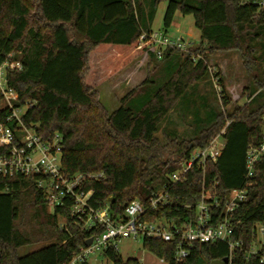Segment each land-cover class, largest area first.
I'll return each mask as SVG.
<instances>
[{"label":"trees","instance_id":"obj_1","mask_svg":"<svg viewBox=\"0 0 264 264\" xmlns=\"http://www.w3.org/2000/svg\"><path fill=\"white\" fill-rule=\"evenodd\" d=\"M261 0H0V65L20 60L21 71L8 75L18 93L15 106L32 104L23 122L44 138H63L64 169L70 175L104 174L86 190L100 210L110 205L114 220L125 218L126 208L140 201L146 221H174L178 226L196 215L200 203L211 206L214 221L226 217L234 190H247L248 198L229 215L233 242L242 250L231 257L225 242L195 243L179 264H264L257 225H264V156L248 174V152L264 144V8ZM168 2L163 21L168 33L177 14L192 16L200 31L192 54L168 49L159 59L149 50L144 33L152 25L161 3ZM217 53H236L246 71L241 106L233 100L223 71L210 65ZM143 55L148 74L119 99L114 111L103 104L99 87ZM210 67L213 68L211 72ZM215 77V105L196 97L192 84ZM192 87V88H191ZM193 117L194 132L181 137L163 130L172 110ZM10 111L0 97V126ZM229 123V125H228ZM226 130L225 146L217 162L194 166L180 183L171 176L196 150L206 149ZM166 190L170 204L150 210L151 197ZM72 202L50 212L46 192L34 178L0 177V264H67L85 248L88 239L104 227L84 230L71 215ZM33 212L37 229L27 227ZM61 219L64 220L61 223ZM31 220V218H30ZM32 221V220H31ZM46 243L22 255V248ZM178 241L145 239L143 248L166 264H176ZM112 264H141L124 260L119 251L104 255ZM83 264H90L85 262Z\"/></svg>","mask_w":264,"mask_h":264},{"label":"built area","instance_id":"obj_2","mask_svg":"<svg viewBox=\"0 0 264 264\" xmlns=\"http://www.w3.org/2000/svg\"><path fill=\"white\" fill-rule=\"evenodd\" d=\"M264 8V0L259 2ZM143 40H150L149 50L159 59L168 49L181 53L192 54L194 62L204 60L201 54L193 53L198 44L184 37H172L168 33L152 32L144 33ZM20 60H9L0 65V97L5 108L10 114L6 124L0 126V177L13 178L23 176L34 178L37 184L47 194L50 212L63 206L66 201L72 202L71 215L82 223L84 230H92L95 227H104V232L92 237L90 247L81 248L67 264H83L89 262L96 254L104 255L109 249L119 251V242L126 239L142 240L153 239L163 242L178 241L174 261L179 264L190 254L195 243L225 242L230 247L231 257L234 252L242 250V242H233L232 226L229 215L247 198V190L232 191L228 202L226 217L222 222L214 221L211 206L200 203L196 215L185 224L178 226L174 221L161 219L150 222L144 219L147 209L140 201L132 202L125 210V218L121 221L114 220L110 214V205L97 210L90 201L94 195L92 190H86V185L91 181L104 179V174H76L70 176L64 169L63 138L56 134L50 138H44L35 128L26 126L23 117L27 114L32 104L27 103L22 107L15 106L19 99L18 93L10 86L8 75L13 71H21ZM211 72L213 68L210 67ZM213 82L218 93V79L213 77ZM229 125V123H228ZM223 130L208 148L196 150L190 160L183 164L180 170L173 173L171 181L180 183L186 179L187 174L194 166L204 167L207 162H217L224 149L217 140L223 137ZM264 156V144L259 148H251L248 152V174L251 178L256 164ZM170 204V197L166 190L154 194L149 201L150 210ZM258 242L262 243L260 236L264 237V225H257ZM91 239V238H90ZM88 239V240H90ZM87 240V241H88ZM162 264H166L161 260Z\"/></svg>","mask_w":264,"mask_h":264},{"label":"rangeland","instance_id":"obj_3","mask_svg":"<svg viewBox=\"0 0 264 264\" xmlns=\"http://www.w3.org/2000/svg\"><path fill=\"white\" fill-rule=\"evenodd\" d=\"M168 7V2H163L159 5L156 18L152 25L153 32H162L163 21ZM172 37H184L187 40L200 43V31L195 26V21L192 16H183L177 14L174 25L168 31ZM149 58L143 55L140 59L135 61L132 65L122 70L115 77L102 84L98 91L100 99L103 104L114 111L118 106L119 99H121L131 89L138 86L148 74ZM210 65L213 68H220L223 71L224 79L227 88L232 90L233 100L238 102V105L243 106L247 99L241 98L242 87L247 85V74L242 67V61L236 53H217L211 57ZM129 78V79H128ZM194 86V87H193ZM195 89L196 97L210 98L215 105H221L220 98L216 99V86L213 78L192 84ZM191 87V88H192ZM193 117L179 110H172L169 117L162 124V131L158 134L160 138L163 137V130L168 132H176L181 137L191 136L194 132ZM217 142L219 145H224L225 140L220 137ZM33 212H28L27 227L30 230L37 229L36 222L33 221ZM31 218V220H30ZM64 220L61 219V223ZM262 243L258 242L254 245L252 252L257 253L264 249V237L260 236ZM46 243H39L30 247L22 248L19 253L22 255L35 252L39 250ZM119 254L124 260L138 259L141 264H162L160 259L152 253L143 248L142 240L126 239L119 242ZM90 264H112L103 255L96 254L89 260Z\"/></svg>","mask_w":264,"mask_h":264},{"label":"water","instance_id":"obj_4","mask_svg":"<svg viewBox=\"0 0 264 264\" xmlns=\"http://www.w3.org/2000/svg\"><path fill=\"white\" fill-rule=\"evenodd\" d=\"M92 241H93L92 238H91L90 240H88V241L86 242V247H90L91 244H92Z\"/></svg>","mask_w":264,"mask_h":264},{"label":"crops","instance_id":"obj_5","mask_svg":"<svg viewBox=\"0 0 264 264\" xmlns=\"http://www.w3.org/2000/svg\"><path fill=\"white\" fill-rule=\"evenodd\" d=\"M174 25V24H173ZM200 39H201V36H200ZM129 79V78H128ZM161 261V260H160Z\"/></svg>","mask_w":264,"mask_h":264}]
</instances>
